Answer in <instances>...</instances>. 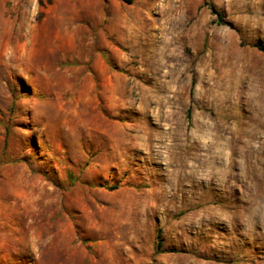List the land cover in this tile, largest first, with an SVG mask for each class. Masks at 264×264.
Returning a JSON list of instances; mask_svg holds the SVG:
<instances>
[{
    "label": "rangeland",
    "instance_id": "374dc122",
    "mask_svg": "<svg viewBox=\"0 0 264 264\" xmlns=\"http://www.w3.org/2000/svg\"><path fill=\"white\" fill-rule=\"evenodd\" d=\"M256 45L264 0H0V264H264Z\"/></svg>",
    "mask_w": 264,
    "mask_h": 264
},
{
    "label": "trees",
    "instance_id": "16d2710c",
    "mask_svg": "<svg viewBox=\"0 0 264 264\" xmlns=\"http://www.w3.org/2000/svg\"><path fill=\"white\" fill-rule=\"evenodd\" d=\"M256 48L264 54V45H256ZM116 188L117 187H111V189H116ZM156 246L160 247V238L158 233L156 235Z\"/></svg>",
    "mask_w": 264,
    "mask_h": 264
}]
</instances>
